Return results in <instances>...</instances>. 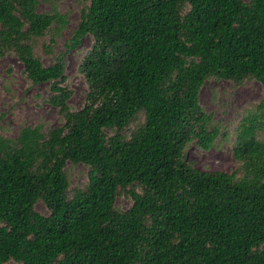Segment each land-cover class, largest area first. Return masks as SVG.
Returning a JSON list of instances; mask_svg holds the SVG:
<instances>
[{"label": "trees", "instance_id": "1", "mask_svg": "<svg viewBox=\"0 0 264 264\" xmlns=\"http://www.w3.org/2000/svg\"><path fill=\"white\" fill-rule=\"evenodd\" d=\"M76 1L79 22L46 66L38 49L51 54L44 38L66 15L55 0H0V58L48 85L61 121L14 138L0 125V264H264V0ZM84 38L73 110L66 55ZM208 80L262 87L233 132L199 103ZM222 140L234 170L195 168L188 148ZM78 165L86 181L72 187Z\"/></svg>", "mask_w": 264, "mask_h": 264}, {"label": "rangeland", "instance_id": "2", "mask_svg": "<svg viewBox=\"0 0 264 264\" xmlns=\"http://www.w3.org/2000/svg\"><path fill=\"white\" fill-rule=\"evenodd\" d=\"M55 2L59 11L66 15L67 23L58 35L53 36V33H50L45 36V43H49L48 39L51 36L54 39L50 55H44L43 51L38 49L41 61L46 66L52 63L53 57L65 50V43L79 22L82 7L76 0H55ZM49 9V5L44 3H39L37 7L39 12ZM90 45V39L84 38L79 48L66 55L65 85L72 90L69 104L73 110L80 109L84 103L86 86L83 77L76 70L81 57ZM49 94L47 84L30 85L26 81L22 65L14 55L7 54L0 58V113L4 114L0 125L3 136L14 138L22 126L37 122H42L48 128L60 125L61 121L56 110L45 101ZM262 97V87L256 81H247L239 87H233L229 82L208 80L200 89L199 103L206 112L212 113L214 119L219 121L228 132H233L247 115L256 112V105ZM261 133L262 131L258 132V138H262ZM231 154L230 143L223 140L218 142L215 148L207 151L194 146H190L187 151L188 158L195 168L209 172L233 171L236 163ZM86 172V168L81 165L70 167L68 174L71 186H81L86 181ZM117 204L125 209L129 202L119 199ZM36 211L47 215V210L41 203L36 205Z\"/></svg>", "mask_w": 264, "mask_h": 264}]
</instances>
